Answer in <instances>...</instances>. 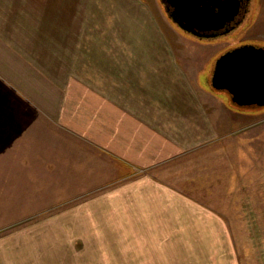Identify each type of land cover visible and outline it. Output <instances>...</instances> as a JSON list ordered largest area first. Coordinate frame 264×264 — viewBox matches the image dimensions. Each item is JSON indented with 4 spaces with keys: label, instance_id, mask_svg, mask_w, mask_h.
<instances>
[{
    "label": "rangeland",
    "instance_id": "rangeland-1",
    "mask_svg": "<svg viewBox=\"0 0 264 264\" xmlns=\"http://www.w3.org/2000/svg\"><path fill=\"white\" fill-rule=\"evenodd\" d=\"M152 35L160 46L167 40L175 58L195 61L194 79L201 70L200 82L207 81L230 109L259 112L253 128L229 132L222 164L217 151L208 160L198 151L175 161L173 174L186 181L200 172L205 188L225 191L208 197L216 205L230 191L228 214L237 224L232 229L244 264H264V106H238L211 84L223 53L245 44L264 47V0H250L240 25L212 38L182 30L161 0H0V264H176V244L163 245L168 259L150 263L110 259L120 255L109 253L119 245L88 243L86 237L108 239L109 228H94L78 205L107 191L114 180L102 169L93 175L92 155L85 159L89 164L72 162L76 142L64 138L46 114L47 104L60 100L65 74L88 77L104 51L113 59L121 54L123 47H115L120 44L132 58H146L140 50L153 43ZM243 174V180L234 178ZM170 178L176 186L175 176Z\"/></svg>",
    "mask_w": 264,
    "mask_h": 264
},
{
    "label": "crops",
    "instance_id": "crops-1",
    "mask_svg": "<svg viewBox=\"0 0 264 264\" xmlns=\"http://www.w3.org/2000/svg\"><path fill=\"white\" fill-rule=\"evenodd\" d=\"M155 37L140 50L146 58H132L127 47L114 44L123 47L121 54L113 59L104 51L88 77L65 74L60 100L46 106L52 126L76 142L72 162L89 164L85 159L92 155L93 175L102 169L114 180L107 191L78 205L79 211L92 213L86 219L94 228H109L108 239L86 238L119 245L109 253L120 255L110 259L160 261L168 259L163 245L176 244V264H244L232 229L237 224L228 214L230 191L216 205L208 197L224 196L223 189L205 188L200 172L186 181L173 173L175 161L198 151L206 160L217 151L222 164L231 145L229 132L241 125L253 128L259 112L230 109L207 81L200 82L201 70L194 79L195 61L175 58L164 36L167 43L161 46ZM49 106L54 108L50 114ZM174 176L176 186L167 181Z\"/></svg>",
    "mask_w": 264,
    "mask_h": 264
},
{
    "label": "water",
    "instance_id": "water-1",
    "mask_svg": "<svg viewBox=\"0 0 264 264\" xmlns=\"http://www.w3.org/2000/svg\"><path fill=\"white\" fill-rule=\"evenodd\" d=\"M161 1L182 30L200 38L229 33L241 23L248 8L247 0ZM211 84L231 94L238 106H264V47L245 44L223 53L216 59Z\"/></svg>",
    "mask_w": 264,
    "mask_h": 264
},
{
    "label": "flooded vegetation",
    "instance_id": "flooded-vegetation-1",
    "mask_svg": "<svg viewBox=\"0 0 264 264\" xmlns=\"http://www.w3.org/2000/svg\"><path fill=\"white\" fill-rule=\"evenodd\" d=\"M250 1V0H249ZM249 4H250V2H248V0L246 1V8H247V5H248V8H247V12H248V10H249ZM246 12V13H247ZM244 15H246V14H243L242 16H244Z\"/></svg>",
    "mask_w": 264,
    "mask_h": 264
}]
</instances>
